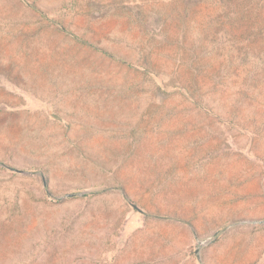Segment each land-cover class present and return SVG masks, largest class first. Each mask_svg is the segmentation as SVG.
Here are the masks:
<instances>
[{
  "label": "rangeland",
  "instance_id": "374dc122",
  "mask_svg": "<svg viewBox=\"0 0 264 264\" xmlns=\"http://www.w3.org/2000/svg\"><path fill=\"white\" fill-rule=\"evenodd\" d=\"M0 264H264V0H0Z\"/></svg>",
  "mask_w": 264,
  "mask_h": 264
}]
</instances>
